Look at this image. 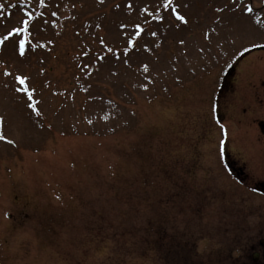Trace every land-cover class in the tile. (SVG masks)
<instances>
[{"label":"rangeland","instance_id":"1","mask_svg":"<svg viewBox=\"0 0 264 264\" xmlns=\"http://www.w3.org/2000/svg\"><path fill=\"white\" fill-rule=\"evenodd\" d=\"M259 44L264 0H0V264H254Z\"/></svg>","mask_w":264,"mask_h":264},{"label":"flooded vegetation","instance_id":"2","mask_svg":"<svg viewBox=\"0 0 264 264\" xmlns=\"http://www.w3.org/2000/svg\"><path fill=\"white\" fill-rule=\"evenodd\" d=\"M232 168L234 170H236L237 174H241L240 178L244 176L243 172H242V169L240 167H235L234 164H231ZM253 251H259V249H253ZM252 251V252H253ZM261 253V251H259ZM263 254H260L258 257H256L255 259H252L253 260V263L254 264H262V260H263Z\"/></svg>","mask_w":264,"mask_h":264},{"label":"snow or ice","instance_id":"3","mask_svg":"<svg viewBox=\"0 0 264 264\" xmlns=\"http://www.w3.org/2000/svg\"><path fill=\"white\" fill-rule=\"evenodd\" d=\"M181 19H184V17H181ZM0 138L7 139V137H2V136H0Z\"/></svg>","mask_w":264,"mask_h":264},{"label":"water","instance_id":"4","mask_svg":"<svg viewBox=\"0 0 264 264\" xmlns=\"http://www.w3.org/2000/svg\"><path fill=\"white\" fill-rule=\"evenodd\" d=\"M261 242H262V243H263V245H264V240H262Z\"/></svg>","mask_w":264,"mask_h":264}]
</instances>
